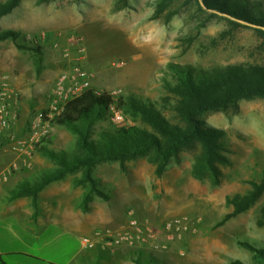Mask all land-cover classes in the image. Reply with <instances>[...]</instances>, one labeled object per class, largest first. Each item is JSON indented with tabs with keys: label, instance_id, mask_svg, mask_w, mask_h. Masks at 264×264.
I'll return each mask as SVG.
<instances>
[{
	"label": "rangeland",
	"instance_id": "374dc122",
	"mask_svg": "<svg viewBox=\"0 0 264 264\" xmlns=\"http://www.w3.org/2000/svg\"><path fill=\"white\" fill-rule=\"evenodd\" d=\"M7 1L0 0V4ZM210 3L216 8H209L205 0H20L11 13L0 18V31L18 30L21 45L41 47L43 70L37 74L39 56L34 51L16 46V54H11L6 44L0 49V82L9 76L25 86L47 85L51 97L58 76L70 61L52 46L60 40L62 47L70 49L72 60L82 59L96 91L108 92L115 99L132 94L144 103L152 102L172 124L185 125L174 110L180 97L167 90L168 83H175L171 64L197 70L264 67V32L218 11L264 18V0ZM43 35L49 40H42ZM74 100L53 121L51 135L27 157L20 151L23 144L16 141L29 138L32 117L48 104L36 108L32 100L29 116L22 117L21 102L11 132L15 143L10 136L5 139L8 144L0 141V181L33 180L38 171L58 167L42 151L45 147L65 150L69 157L84 155L78 136L63 124L67 115H77ZM114 110L122 112L124 124L114 122ZM199 118L226 133L216 177L210 172L195 173L203 154L199 142L180 147L160 174L152 151L102 161L93 174L110 199L96 196L86 211L82 206L86 188L75 184L84 175L80 168L39 194L35 219L44 213L45 224L57 221L60 237L53 246L32 245L29 254L63 263L79 251L81 237L100 238L109 230H122L128 240L118 246L101 243L85 248L70 264H136L139 256L143 261L152 256L166 264H232L234 259L258 264L255 252L241 242L264 247V194L246 212L223 225L218 223L234 212L230 199L245 196L264 177V98L243 99L227 110L209 111ZM120 126L156 132L141 116L124 114L114 103L106 118L96 123L92 138L98 140L103 131Z\"/></svg>",
	"mask_w": 264,
	"mask_h": 264
},
{
	"label": "trees",
	"instance_id": "16d2710c",
	"mask_svg": "<svg viewBox=\"0 0 264 264\" xmlns=\"http://www.w3.org/2000/svg\"><path fill=\"white\" fill-rule=\"evenodd\" d=\"M209 8L213 7L210 0H205ZM20 3V0H8L0 4V18L11 13ZM218 8V7H217ZM226 14L232 21L238 20L254 25L257 30L264 32V18L242 12H232L227 9H218ZM236 21V22H238ZM21 33L14 29L0 31V41L11 39L19 49L34 51L39 60L36 64L37 74L43 70L44 57L41 47L21 45ZM38 58V57H37ZM175 83H168L167 90L180 97L174 110L185 125L172 124L152 102L144 103L132 94L120 95L118 99L108 92L96 93L91 89L81 97L74 100L76 117L66 116L63 124L79 138V145L84 155L67 156L65 150L55 151L43 148L42 151L59 166L38 171L34 179H26L9 193L8 200L13 201L21 197H32L35 209L34 218L37 217L40 207L39 194L51 183L66 177L67 174L84 169L83 178L75 181L76 185L86 188L82 206L89 210V204L98 196L106 201L110 194L101 186L100 179L93 174L94 167L109 160H124L152 151L154 160L159 161V174L167 166L169 159L182 146L199 142L203 154L198 158L195 173L201 176L210 172L217 176L216 162L222 160L220 145L225 137V131L206 126L199 115L209 111H224L236 106L243 99L255 97L264 98V67L228 65L212 70H197L190 65L171 64ZM117 104L124 114L141 116L156 132L139 126H120L114 130H105L98 140L92 138L93 130L98 121L106 118L112 104ZM4 136L0 141L8 144ZM264 194V177L260 183H255L254 188L245 196L236 195L230 202L234 205L233 213L228 214L218 226L225 224L230 218L246 212ZM264 218V208H263ZM242 245L255 252L258 264H264V247L256 246L249 241H242ZM141 255V254H140ZM73 256V255H72ZM72 256L63 263L48 262L39 259L45 264H68ZM136 264H166L164 261L152 256L143 261L137 257ZM232 264H246L240 259H234Z\"/></svg>",
	"mask_w": 264,
	"mask_h": 264
},
{
	"label": "built area",
	"instance_id": "2783aa9c",
	"mask_svg": "<svg viewBox=\"0 0 264 264\" xmlns=\"http://www.w3.org/2000/svg\"><path fill=\"white\" fill-rule=\"evenodd\" d=\"M42 40L48 41L49 37L43 35ZM70 40L74 41V38ZM62 45L60 40L52 44L54 49L62 50L64 56L70 60L69 65L58 76L47 107L32 117L29 138L27 140L16 141V143L23 144L20 151L26 157L32 154L38 143L51 135L53 121L64 113L66 106L74 99L81 97L84 93L93 89L92 74L83 66L82 59L76 58L72 60L70 58V49L64 48ZM80 51L82 52L84 49L82 48ZM95 92L100 94L96 90ZM20 104L21 93L17 90L11 78L4 76L0 82V140L4 136H10L15 143V136H12L11 132L13 123L18 117ZM113 114V120L116 124H124L125 118L120 110H114ZM26 161L28 163L27 158ZM31 163L29 161L28 164L30 165ZM131 225H136V221H132ZM122 232V230H109L104 237L101 236L100 238L86 236L81 239V245L87 249H93L101 243L108 246H118L125 239L128 240L129 238L124 236Z\"/></svg>",
	"mask_w": 264,
	"mask_h": 264
},
{
	"label": "crops",
	"instance_id": "0c3cea01",
	"mask_svg": "<svg viewBox=\"0 0 264 264\" xmlns=\"http://www.w3.org/2000/svg\"><path fill=\"white\" fill-rule=\"evenodd\" d=\"M6 44L11 54H16V43L11 39L0 41V49ZM12 82L22 94V117L29 116L33 101L35 103L33 106L36 108L48 104L50 95H48L47 85L25 86L20 79L12 80ZM4 151H8L7 146ZM20 182L22 181H0V264H45L44 262H38L42 258L35 257L29 254L28 251L32 245L36 244L40 245L41 248L55 245L60 237L59 223L51 221L45 224L43 221L44 213L36 221L34 218L33 199H29L30 197H21L13 201L8 200L9 193ZM40 203L41 208L44 209L42 200H40ZM37 225H39L38 228L36 227ZM84 249L81 245L79 251L73 254L68 264L78 254H83ZM46 260L49 263L51 262L48 259Z\"/></svg>",
	"mask_w": 264,
	"mask_h": 264
}]
</instances>
